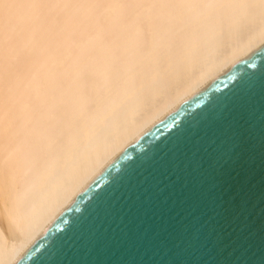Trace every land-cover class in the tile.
Masks as SVG:
<instances>
[{
  "label": "bare ground",
  "instance_id": "6f19581e",
  "mask_svg": "<svg viewBox=\"0 0 264 264\" xmlns=\"http://www.w3.org/2000/svg\"><path fill=\"white\" fill-rule=\"evenodd\" d=\"M263 46L264 0H0V264Z\"/></svg>",
  "mask_w": 264,
  "mask_h": 264
},
{
  "label": "water",
  "instance_id": "95a60500",
  "mask_svg": "<svg viewBox=\"0 0 264 264\" xmlns=\"http://www.w3.org/2000/svg\"><path fill=\"white\" fill-rule=\"evenodd\" d=\"M262 67L264 46L157 123L15 264H260L264 99L237 86Z\"/></svg>",
  "mask_w": 264,
  "mask_h": 264
},
{
  "label": "snow or ice",
  "instance_id": "6c2138e0",
  "mask_svg": "<svg viewBox=\"0 0 264 264\" xmlns=\"http://www.w3.org/2000/svg\"><path fill=\"white\" fill-rule=\"evenodd\" d=\"M17 6L21 8H29V7H36L37 5L28 4V3H20ZM24 23L27 24L28 21L25 20ZM252 79L254 81V83L252 84L242 83L237 86L240 101H243L245 99H250L251 97H253V93L256 91L257 88L259 90L258 93L260 94L261 98L264 99V67H262L258 73L253 74ZM221 103H223V101H221ZM229 103H232V102H229ZM6 116L10 123L11 118H12L10 111L6 113ZM186 134L187 132L184 129L177 130L176 132L177 140L178 141L184 140L186 138ZM260 264H264V260H261Z\"/></svg>",
  "mask_w": 264,
  "mask_h": 264
}]
</instances>
